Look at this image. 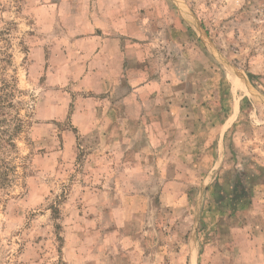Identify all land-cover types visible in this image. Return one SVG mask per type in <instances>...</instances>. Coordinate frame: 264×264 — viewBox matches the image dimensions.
I'll return each instance as SVG.
<instances>
[{
    "label": "rangeland",
    "instance_id": "rangeland-1",
    "mask_svg": "<svg viewBox=\"0 0 264 264\" xmlns=\"http://www.w3.org/2000/svg\"><path fill=\"white\" fill-rule=\"evenodd\" d=\"M4 83L0 264H264V0H0Z\"/></svg>",
    "mask_w": 264,
    "mask_h": 264
},
{
    "label": "trees",
    "instance_id": "trees-1",
    "mask_svg": "<svg viewBox=\"0 0 264 264\" xmlns=\"http://www.w3.org/2000/svg\"><path fill=\"white\" fill-rule=\"evenodd\" d=\"M10 96L12 94L8 93L7 84L4 83V86L0 87V186L3 188L8 184L11 174L4 162V156L8 149L16 147L14 138L22 128L21 125L16 124L18 117H14L12 114L16 103L14 104L15 101L9 98Z\"/></svg>",
    "mask_w": 264,
    "mask_h": 264
},
{
    "label": "crops",
    "instance_id": "crops-1",
    "mask_svg": "<svg viewBox=\"0 0 264 264\" xmlns=\"http://www.w3.org/2000/svg\"><path fill=\"white\" fill-rule=\"evenodd\" d=\"M102 26H105L102 22H101ZM97 30H102V31H107L106 30V27H100V22L98 23V25L95 27ZM96 57H98L100 60H102V68L104 70H109V69H112L114 71H119L120 72V69H121V66H120V63L118 61H116L115 59H117V56L116 54L117 53H113V56L114 58L110 60L109 58V61L108 60V57H109V51H108V48L107 47H104L102 45H100L97 49H96ZM99 62V61H97ZM118 72V73H119ZM117 73V72H116Z\"/></svg>",
    "mask_w": 264,
    "mask_h": 264
}]
</instances>
